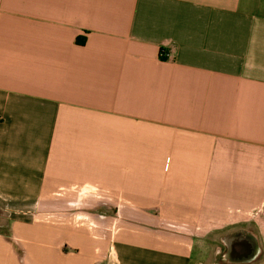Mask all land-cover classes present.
<instances>
[{
    "label": "crops",
    "instance_id": "0c3cea01",
    "mask_svg": "<svg viewBox=\"0 0 264 264\" xmlns=\"http://www.w3.org/2000/svg\"><path fill=\"white\" fill-rule=\"evenodd\" d=\"M262 252L264 0H0V264Z\"/></svg>",
    "mask_w": 264,
    "mask_h": 264
},
{
    "label": "rangeland",
    "instance_id": "374dc122",
    "mask_svg": "<svg viewBox=\"0 0 264 264\" xmlns=\"http://www.w3.org/2000/svg\"><path fill=\"white\" fill-rule=\"evenodd\" d=\"M87 193L83 191L82 197L86 196ZM82 200V199H81ZM131 207L130 205H128ZM63 207V208H61ZM63 210L66 212H92L97 215H105V216H116L117 211L121 210V207L117 204H112V203H89L85 204L81 201H76L74 203H68L66 205H58V204H51L49 207H40L37 209V211H44V210ZM131 209V208H130ZM99 219V218H98ZM169 229V228H168ZM171 229V228H170ZM224 237H218V236H211L209 239H206L205 244L206 248L204 251L201 253L202 257L205 258L206 260L214 261L216 263H220L221 260L223 259L226 261L224 257H221V252H223L225 249L224 247ZM225 243V242H224ZM232 249V248H231ZM235 257L239 256V252L234 251L232 252ZM264 253L258 254L257 260L259 261L261 256ZM226 256V255H225ZM222 260V261H223ZM222 263V262H221Z\"/></svg>",
    "mask_w": 264,
    "mask_h": 264
},
{
    "label": "trees",
    "instance_id": "16d2710c",
    "mask_svg": "<svg viewBox=\"0 0 264 264\" xmlns=\"http://www.w3.org/2000/svg\"><path fill=\"white\" fill-rule=\"evenodd\" d=\"M76 41H77V43H83V42H80L79 39H77Z\"/></svg>",
    "mask_w": 264,
    "mask_h": 264
}]
</instances>
